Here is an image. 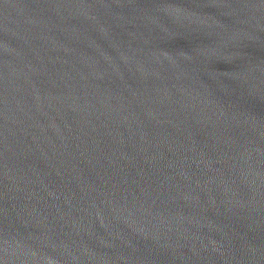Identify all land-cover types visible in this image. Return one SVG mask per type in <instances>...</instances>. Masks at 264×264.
Segmentation results:
<instances>
[{
    "label": "water",
    "instance_id": "water-1",
    "mask_svg": "<svg viewBox=\"0 0 264 264\" xmlns=\"http://www.w3.org/2000/svg\"><path fill=\"white\" fill-rule=\"evenodd\" d=\"M0 264H264V0H0Z\"/></svg>",
    "mask_w": 264,
    "mask_h": 264
}]
</instances>
